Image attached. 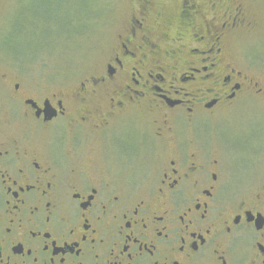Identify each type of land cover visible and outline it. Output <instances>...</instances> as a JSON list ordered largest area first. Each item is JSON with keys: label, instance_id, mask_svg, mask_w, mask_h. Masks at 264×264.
<instances>
[{"label": "flooded vegetation", "instance_id": "obj_1", "mask_svg": "<svg viewBox=\"0 0 264 264\" xmlns=\"http://www.w3.org/2000/svg\"><path fill=\"white\" fill-rule=\"evenodd\" d=\"M201 1L132 0L70 88L0 72V264H264L258 22Z\"/></svg>", "mask_w": 264, "mask_h": 264}, {"label": "rangeland", "instance_id": "obj_2", "mask_svg": "<svg viewBox=\"0 0 264 264\" xmlns=\"http://www.w3.org/2000/svg\"><path fill=\"white\" fill-rule=\"evenodd\" d=\"M132 0H93L104 10L84 35L66 40L67 12L83 0H0V72L28 68L33 83H50L52 93L70 88L90 76L106 59L111 43L130 10ZM202 0L201 2H203ZM258 22L254 32L236 44L239 54L264 67V0H240ZM70 2V3H69ZM167 18L179 9V0H156ZM78 29L87 30V25ZM83 28V29H82ZM74 31V32H75ZM65 45L68 47L64 48ZM31 68V69H29ZM2 105V103H1ZM85 153L95 152V136L82 140Z\"/></svg>", "mask_w": 264, "mask_h": 264}, {"label": "trees", "instance_id": "obj_3", "mask_svg": "<svg viewBox=\"0 0 264 264\" xmlns=\"http://www.w3.org/2000/svg\"><path fill=\"white\" fill-rule=\"evenodd\" d=\"M96 1V0H95ZM70 3V2H69ZM92 4H94L93 0H83L81 7L79 6V8L77 7V5H72L71 8H75L76 11L73 13L72 12H67V15L65 16V20H66V27L63 33H65L66 35V40L68 42V40H71L73 38V36H80V35H84L86 31H88L89 28H92L94 24H92V20H95L100 18L103 13L104 10L99 7V4H96L95 2V6H93ZM79 22H82L83 25L81 27H85L87 25V30L85 29L84 31L78 29L79 31H75V27L77 28L79 25ZM83 29V28H82ZM75 31V32H74ZM68 47V45H65L64 48Z\"/></svg>", "mask_w": 264, "mask_h": 264}]
</instances>
